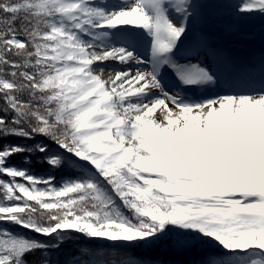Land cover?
<instances>
[{
  "label": "snow or ice",
  "instance_id": "6c2138e0",
  "mask_svg": "<svg viewBox=\"0 0 264 264\" xmlns=\"http://www.w3.org/2000/svg\"><path fill=\"white\" fill-rule=\"evenodd\" d=\"M0 264H264V0H0Z\"/></svg>",
  "mask_w": 264,
  "mask_h": 264
},
{
  "label": "bare ground",
  "instance_id": "6f19581e",
  "mask_svg": "<svg viewBox=\"0 0 264 264\" xmlns=\"http://www.w3.org/2000/svg\"><path fill=\"white\" fill-rule=\"evenodd\" d=\"M233 44L235 45L233 46L234 52L237 53L236 57L239 58L241 63L250 61L253 55L258 53L261 48V40L258 33L253 40L235 41Z\"/></svg>",
  "mask_w": 264,
  "mask_h": 264
},
{
  "label": "rangeland",
  "instance_id": "374dc122",
  "mask_svg": "<svg viewBox=\"0 0 264 264\" xmlns=\"http://www.w3.org/2000/svg\"><path fill=\"white\" fill-rule=\"evenodd\" d=\"M256 27H258V23H257V25H250V26H247V27H245V29H244V31H247V32H253V31H255L256 30ZM225 41H230L231 43L232 42H235V41H241L240 39H237V38H235V37H230V38H223L222 39V43L224 44V42ZM233 44V43H232ZM248 44V43H247ZM234 45V44H233Z\"/></svg>",
  "mask_w": 264,
  "mask_h": 264
},
{
  "label": "trees",
  "instance_id": "16d2710c",
  "mask_svg": "<svg viewBox=\"0 0 264 264\" xmlns=\"http://www.w3.org/2000/svg\"><path fill=\"white\" fill-rule=\"evenodd\" d=\"M32 167L35 169V171L37 172V174H41V173L47 174V172H48V170L46 168H44V167H42L40 165H35L34 164Z\"/></svg>",
  "mask_w": 264,
  "mask_h": 264
}]
</instances>
